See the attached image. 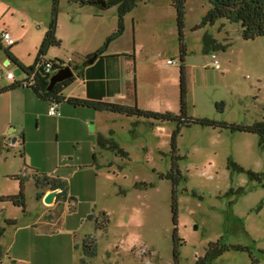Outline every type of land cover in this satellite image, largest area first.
<instances>
[{
    "label": "rangeland",
    "instance_id": "374dc122",
    "mask_svg": "<svg viewBox=\"0 0 264 264\" xmlns=\"http://www.w3.org/2000/svg\"><path fill=\"white\" fill-rule=\"evenodd\" d=\"M12 3L14 11L1 15L0 34L6 24L16 35L23 34L10 51L16 48L30 65L41 30L50 19L52 0ZM209 8L208 0L185 2L183 62L171 0L139 2L127 14L126 31L112 41V47L132 52L136 46L138 63H142L136 76L131 57L133 98L128 104L178 113L183 64L189 116L240 125L264 118V35L245 39L240 23L224 18L198 27ZM116 20L115 6L100 9L95 4L60 0L56 35L62 41L52 50L64 58L80 59L104 41L96 36V27L107 28L113 21L117 25ZM206 34L224 48L204 52ZM211 54L219 69L212 65ZM8 70L25 77L13 62ZM75 109L92 118L82 123L87 115L80 117L78 111L68 119L62 114L61 119L41 110L39 120L31 115L22 125L11 124L4 140L0 137V226H6V219L17 221L0 236V264H79L87 234L96 241V255L87 258V264H174V227L182 242L178 264H193L208 243L220 237L247 250L230 248L211 264H250L252 258L264 264V187L247 174L264 170V148L259 147L256 134L182 126L173 153L170 135L175 123ZM22 132L24 156L20 154ZM100 137L126 154L103 148ZM174 155L180 171L175 181L166 177ZM35 169L66 180L68 195L51 204L37 199ZM21 186L24 208L7 199ZM102 213L109 218L104 229L97 227Z\"/></svg>",
    "mask_w": 264,
    "mask_h": 264
},
{
    "label": "trees",
    "instance_id": "16d2710c",
    "mask_svg": "<svg viewBox=\"0 0 264 264\" xmlns=\"http://www.w3.org/2000/svg\"><path fill=\"white\" fill-rule=\"evenodd\" d=\"M60 0H52L50 19L47 24L46 31L37 47L36 56L34 62L30 65L23 64L17 57H15L11 51L10 47L4 48L5 54L10 62L15 63L21 71L24 73L25 78L21 81H13L7 86L0 88V93L12 90L17 87H25L32 90V92L41 100L51 103H60L66 100L73 106H81L91 108L96 111H108L118 114H123L126 116H137L146 119H152L157 121H166L176 124V127L172 130L170 135V142L172 146V151H176V138L180 132L182 126H190L191 124H197L200 126H211L214 128L228 129L230 131H245L249 133L256 134L258 137V145L264 148V118L254 121L251 124L240 125L234 123H227L224 121H218L210 119L207 117L194 118L187 114V84L184 65H180L179 69V110L178 113L172 111H155L150 109H143L137 106V104L128 105L110 100H92L86 98L78 97H68L65 98L63 95V90L70 85L76 77L83 75L84 64H87L91 59L99 57L101 54L105 53L109 45L117 37L122 35L124 32V17L126 14L130 13L139 2H148L149 0H105L106 4L101 7L99 4H95V0H69L76 1L80 4H95L98 8H108L115 6L117 9V25L116 28L106 36L102 44L97 47L93 52L85 54L80 57V61L65 62L60 58L47 59L45 55L51 47L60 46L61 40L56 35L57 30V11L58 4ZM210 3V8L205 12L202 17L201 23L198 25L214 24L217 19L224 18L232 22H238L241 26V34L245 39H253L258 36L264 35V0H208ZM186 0H171V5L175 10L176 23L178 27L180 43V60L184 61L185 48L182 43V29L184 26V9ZM223 45H218L216 40L209 34L204 35L203 38V51L209 52L212 48ZM1 47V45H0ZM47 64L50 65L49 70L46 69ZM65 65H70L75 74L65 80L57 82L51 89H47L50 76L61 69ZM217 106H223L222 103H217ZM23 145V142H20ZM99 143L103 148L111 149L117 153L126 154L122 149H120L115 143L99 138ZM178 156L174 155L172 157V165L170 171L166 174V177L173 179L175 181L176 176L179 174V169L177 165ZM239 170L243 171L242 168ZM250 180L256 181L264 187V170L261 172H255L248 170ZM34 184L37 188V199L41 200L44 195V191L47 189H59L57 197H66L67 192V182L58 176H51L44 172H40L35 169ZM13 204L17 206L25 207V197L22 190L17 194L9 195L7 197ZM173 212V223L176 224V207L175 201L172 204ZM103 220L97 223L98 228L104 229L109 218L102 213ZM6 226H0V236L4 235L8 226H14L16 220L6 219ZM176 227L173 229V261L174 264H178L179 250L178 246L182 243L180 238H178L176 233ZM236 250H247L246 247L241 245L226 244L222 241L220 237L216 241L209 242L205 248L202 255L198 256L193 264H211L216 258L221 256L225 251L229 249ZM82 258L79 264H87L86 259L94 257L96 255V241L95 238L89 234L85 235L82 240ZM250 264H257L255 259H251Z\"/></svg>",
    "mask_w": 264,
    "mask_h": 264
},
{
    "label": "crops",
    "instance_id": "0c3cea01",
    "mask_svg": "<svg viewBox=\"0 0 264 264\" xmlns=\"http://www.w3.org/2000/svg\"><path fill=\"white\" fill-rule=\"evenodd\" d=\"M7 10L12 12L14 11V5L12 3V0H0V20L3 12ZM126 20H127V14L124 17V26H125L124 32L126 31L127 28ZM115 26H116L115 21H113L112 24L107 28L101 27L99 25L98 27H96V29H99L96 36L98 38H101V40L103 41L106 38V36L112 30L115 29ZM46 28L47 26L43 27V29L41 30V34L39 35L40 38L43 37ZM2 31L9 32L14 40V43L11 45H7L0 38V45H1L0 78L1 80H3L2 83H0V88L9 85L13 81H21L25 78L24 76L22 77L18 76L14 72L8 70L10 61L2 54V52L5 53L4 51L5 47L7 46L12 47L14 44L22 41L21 36L23 34L16 35V33L8 26V24L5 25ZM72 34L73 36L77 35L76 32H73ZM58 36L60 38L62 37L59 34ZM119 37H121V35ZM135 48L132 50V52L129 50V48L116 49L114 48V46L112 47V43H111L105 53L101 54L97 58L91 59L87 64H84L83 75H81L80 77H76V79L63 90L64 97L65 98L78 97V98H86L92 100H110L123 104L131 103L133 98L132 88H131L133 64L131 61V57H133V59L135 60L134 67H135L136 76H137L138 65L142 64V63H138ZM13 50L11 51L12 54L15 57H17L23 64H25L23 60L19 57L17 53V49L14 48ZM51 51H54L52 50V47L49 48V50L47 51V57L45 55L47 59L60 58L65 62H69V59H72V61H80L78 57L77 59L71 56L64 58L61 54H58L55 51L52 53ZM73 53L74 52H72V55ZM2 66L7 67L6 71H3ZM7 72H12L13 79L6 78ZM1 84H3V86H1ZM134 100H135V95H134ZM49 105H50L49 102L38 98L29 88L17 87L12 90L1 92L0 93V137H2L3 140L6 138L5 132L7 128L11 126V124L17 122L16 123L17 125H22L31 115L34 114L36 117L37 116L39 117L41 110L42 112L44 111L45 113V111L48 110ZM76 107H81V106H73L70 103H68L66 100H64L58 103L57 106L59 112L61 113L59 115H52V116L55 118L60 117L62 119L61 115L63 114L64 116L63 118L68 119L69 117H71V115L75 114V112L78 111L77 114L80 117H82V115H87V118H84L82 123L86 122L87 119L92 118L90 114L89 115L84 114L86 112H82L81 110H76L75 109ZM37 112H39V114ZM94 125H95V130H97L98 123H96L95 120H94ZM12 141L15 142L16 140H12ZM20 142H23V145L20 143L22 146V151L20 152V154L21 156H24L25 135L23 132L20 134ZM93 156H95V152H93ZM67 188H68V183H67ZM48 191H50V189L45 190L44 194H46ZM67 195L68 193L66 192V196ZM57 200L58 197L56 195L53 203L56 202Z\"/></svg>",
    "mask_w": 264,
    "mask_h": 264
},
{
    "label": "water",
    "instance_id": "95a60500",
    "mask_svg": "<svg viewBox=\"0 0 264 264\" xmlns=\"http://www.w3.org/2000/svg\"><path fill=\"white\" fill-rule=\"evenodd\" d=\"M94 3L99 4L101 7H104L106 4L105 0H95ZM73 75H74V71L71 68V66L65 65L61 69H58L57 71H55L50 76L47 89L48 90L51 89L55 83L60 82L62 80H65L69 77H72ZM58 191H59V189H53V190L48 191L46 194H44L43 201L46 204H51L54 201Z\"/></svg>",
    "mask_w": 264,
    "mask_h": 264
},
{
    "label": "built area",
    "instance_id": "2783aa9c",
    "mask_svg": "<svg viewBox=\"0 0 264 264\" xmlns=\"http://www.w3.org/2000/svg\"><path fill=\"white\" fill-rule=\"evenodd\" d=\"M0 38L7 45H11V44L14 43V40H13L12 36L7 31H2L1 34H0ZM211 57L213 58L212 65L214 66V68L219 69L220 65H219L218 60L216 59V56L214 54H211ZM69 60H71V59H69ZM167 63L168 64H174L175 62L173 60H167ZM49 67H50V65L47 64L46 69L49 70ZM6 78L13 79L12 72H7L6 73ZM47 112L50 115H59L60 114L56 103H51L49 105V107H48ZM10 142L13 143L14 141H10Z\"/></svg>",
    "mask_w": 264,
    "mask_h": 264
}]
</instances>
